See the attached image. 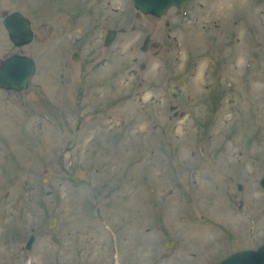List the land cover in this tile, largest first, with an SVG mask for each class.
Wrapping results in <instances>:
<instances>
[{
	"label": "rangeland",
	"instance_id": "374dc122",
	"mask_svg": "<svg viewBox=\"0 0 264 264\" xmlns=\"http://www.w3.org/2000/svg\"><path fill=\"white\" fill-rule=\"evenodd\" d=\"M182 7L0 0L34 33L14 47L0 15V59L36 63L0 90V264H217L264 241V0Z\"/></svg>",
	"mask_w": 264,
	"mask_h": 264
},
{
	"label": "water",
	"instance_id": "95a60500",
	"mask_svg": "<svg viewBox=\"0 0 264 264\" xmlns=\"http://www.w3.org/2000/svg\"><path fill=\"white\" fill-rule=\"evenodd\" d=\"M182 2L183 0H132L136 9L142 13L155 16L163 15L169 7L173 5L179 6ZM3 14H6V12H3ZM4 23L8 28L11 41L16 46L28 44L33 39V31L29 19L19 12H13L7 15ZM114 36V30L108 31L104 39V44L109 45ZM148 39L149 36H146L144 45ZM34 73L35 62L31 57L23 53L12 54L0 62V88L17 91L26 89ZM107 82L104 81V83ZM260 184L264 187V175L260 179ZM33 239L34 237L31 235L27 241L26 248L30 247ZM218 264H264V243L257 249L241 250L228 255L221 259Z\"/></svg>",
	"mask_w": 264,
	"mask_h": 264
},
{
	"label": "flooded vegetation",
	"instance_id": "af4514ba",
	"mask_svg": "<svg viewBox=\"0 0 264 264\" xmlns=\"http://www.w3.org/2000/svg\"><path fill=\"white\" fill-rule=\"evenodd\" d=\"M118 1H120V0H118ZM185 1L186 0H184V2L183 3H185ZM111 3V0H106V4H110ZM172 10H174L176 13H177V16L178 17H182L183 16V13H184V10H183V7L181 6L180 8H176V7H172L171 8ZM112 10L114 11V17L116 18V13H117V8L116 7H113L112 8ZM117 19V18H116ZM168 21H166L165 20V24H167L168 25ZM111 29H113L114 31H115V33L116 34H118V32H119V29L118 28H116V27H114V26H112V27H110L108 30H111ZM107 30V31H108ZM106 34V33H105ZM145 39V38H144ZM144 41V40H143ZM151 42V43H150ZM148 43H149V45H155V43L153 42V41H150V35H149V39L147 40V42H146V44L144 45L143 44V42H142V44H141V46H140V49L142 50V49H147V46H148ZM104 44V43H103ZM80 57H81V54H80V50L78 49V50H74L72 53H71V59H73V61L75 62V63H79V59H80ZM83 66L85 65V63H83L82 64Z\"/></svg>",
	"mask_w": 264,
	"mask_h": 264
}]
</instances>
